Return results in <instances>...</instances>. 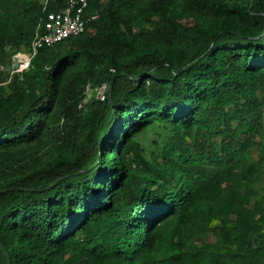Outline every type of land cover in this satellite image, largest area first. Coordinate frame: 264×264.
Here are the masks:
<instances>
[{"label":"trees","instance_id":"1","mask_svg":"<svg viewBox=\"0 0 264 264\" xmlns=\"http://www.w3.org/2000/svg\"><path fill=\"white\" fill-rule=\"evenodd\" d=\"M66 5L0 0V264H264V0H89L14 70Z\"/></svg>","mask_w":264,"mask_h":264},{"label":"built area","instance_id":"2","mask_svg":"<svg viewBox=\"0 0 264 264\" xmlns=\"http://www.w3.org/2000/svg\"><path fill=\"white\" fill-rule=\"evenodd\" d=\"M89 0H67V5L58 10L46 12L39 22L27 59L14 70H23L30 62V59L38 50L44 46H51L59 41L75 37L82 33L88 21L97 17V12H88ZM98 96H105L108 85L103 84L97 87Z\"/></svg>","mask_w":264,"mask_h":264},{"label":"rangeland","instance_id":"3","mask_svg":"<svg viewBox=\"0 0 264 264\" xmlns=\"http://www.w3.org/2000/svg\"><path fill=\"white\" fill-rule=\"evenodd\" d=\"M28 51L29 49L26 48H22L20 50H17L15 52V54L13 55V63L15 61H22V63H24V61L27 59V55H28ZM98 88H89L87 91V98L89 99L91 96L93 95H98L97 90Z\"/></svg>","mask_w":264,"mask_h":264},{"label":"water","instance_id":"4","mask_svg":"<svg viewBox=\"0 0 264 264\" xmlns=\"http://www.w3.org/2000/svg\"><path fill=\"white\" fill-rule=\"evenodd\" d=\"M19 67V61H15L14 63H13V68L14 69H17Z\"/></svg>","mask_w":264,"mask_h":264}]
</instances>
